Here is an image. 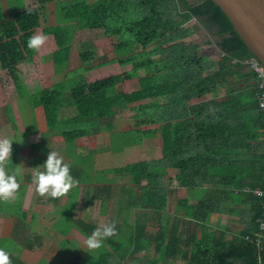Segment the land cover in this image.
Masks as SVG:
<instances>
[{
	"label": "trees",
	"instance_id": "obj_1",
	"mask_svg": "<svg viewBox=\"0 0 264 264\" xmlns=\"http://www.w3.org/2000/svg\"><path fill=\"white\" fill-rule=\"evenodd\" d=\"M49 1L32 0L28 7L21 4L12 17L0 8V58L9 69L19 98L28 89L27 100L33 105V95L39 93L46 129L54 131L58 126L68 147L76 146L82 137L102 132L111 139L136 136L153 140L145 145L150 152L140 146L148 156L118 170L129 182L120 186L121 193L128 197L126 209H134L136 214L134 223H124L132 228L128 243L121 238V224L114 246L109 241L108 248L103 244L101 253L90 263L125 264L130 259L131 264H140L136 256L152 250L157 262L152 264H258V257L259 264H264L259 197L247 192L254 196L257 208L253 228L231 242L212 236L209 243L204 234L206 215L220 211V200L205 197L196 204L197 190L208 184L210 169H223L221 181L241 184L235 185L239 191L244 186L264 190V150L249 160L252 174L247 176L241 166L247 164L248 158L234 159L226 154L249 150L257 138L262 139L264 148V113L256 98L247 102L244 87L252 80L256 83L255 73L244 63L256 57L231 20L209 0H59L54 2L57 24L44 26ZM39 29L53 36L59 48L67 50L82 30H101L110 39L118 36V60L124 66L132 65L133 70L90 82L83 68L68 69L69 59L58 54L53 57L55 72L64 73L62 80H55L57 84L51 89L32 91L25 80L26 65L38 50L29 49L27 41ZM207 31L213 32L216 40ZM78 52L82 63L100 56L99 47L92 41L79 42ZM165 54L171 57L155 59ZM128 79H138L139 90L119 91L118 86ZM226 88L235 96L226 104L220 103L218 92ZM72 107L75 115L62 118L63 109ZM7 109L14 116L13 108ZM127 109L135 111L138 126L114 130L115 113ZM150 121L155 122L153 127L139 126ZM256 129H262V133H256ZM136 144H125L119 150ZM79 159L84 160L83 155ZM78 168L70 169L75 179L82 177ZM158 169L177 170L180 187L186 184V177H196L188 192L189 200L183 203L188 204L184 207L185 218L169 213V191ZM99 173L98 178L110 179L112 171ZM85 175L91 178L92 173ZM149 213L155 217L151 228L145 222ZM192 224L195 227L190 230ZM82 225L84 234L90 236L95 228ZM25 242L30 247L27 239ZM4 250L11 264H24L18 260L19 255L6 247Z\"/></svg>",
	"mask_w": 264,
	"mask_h": 264
},
{
	"label": "crops",
	"instance_id": "obj_2",
	"mask_svg": "<svg viewBox=\"0 0 264 264\" xmlns=\"http://www.w3.org/2000/svg\"><path fill=\"white\" fill-rule=\"evenodd\" d=\"M20 1L21 0H15V3L19 5L18 9L21 7V4H23L25 7L29 6L28 0H23V3H21ZM3 10L5 11V8ZM35 35H39L38 30L36 31ZM57 48L58 45L54 37L52 43L51 41L46 40L45 43L40 47L37 54L34 56L33 61L26 65L25 80L28 85L36 82L38 84L36 85V88L39 86L43 90H48L51 89L55 84H57L56 82H54V80L53 82H51V77H56L55 65L53 60L54 58L51 57L50 59L46 60V57L53 55V52L56 51ZM45 52H47V55L43 56ZM49 69L52 70V73L50 76L51 80L47 84L46 82H43L44 78L47 77H45L44 73L41 71L47 72L49 71ZM0 73L9 75V69L3 66L1 58ZM37 73H41V76L39 74L37 75ZM30 75H34V77H30ZM39 76L43 78V80ZM255 86L256 83L253 82V80L252 82L244 86L245 89H247L245 91L247 93V102H252L255 100ZM6 89H9L10 92L14 91L18 94L13 79L8 88H4L1 85L0 92L3 94H0V100H2L3 102L0 101V105L6 107V111L4 110L2 112L4 115L2 118H0V122H21L23 118H20L17 113V108L19 109L18 100L16 101V104L11 102L7 103L6 100H4V93L6 92ZM234 94L235 93L231 92L228 88L223 89L218 92V101L220 103L226 104L232 100V97L235 96ZM38 100H41L40 94L34 93V104H30V106L33 109L35 107H38L43 111L41 102L39 104L37 103ZM8 106L13 108L14 116L10 114L9 110L7 109ZM255 114L256 113L251 112V115L255 116ZM27 117L29 120V116ZM61 117L72 118V116L69 117L66 113H62ZM28 120H26L27 123L23 120V128L16 129L13 134L11 133V131H9V129L7 130L8 127L6 124L3 125V128L0 127V138L10 137L11 140H13L12 156L11 160L8 161L7 170L9 172L18 170L19 174L17 176V180L20 185L15 199L10 202L0 201V223H5V221H8V218H11L14 222H10L9 224L13 225L11 232L13 235L15 234V231L19 229L18 227L21 228L22 226L36 236H39L40 234H48L52 235V240H56V237H59L60 246L58 248L62 247L66 249L70 247V244L67 243L69 239L68 235H70V237L75 240V231L80 235V237L83 236L87 238V236L84 234L86 233V229H82L80 227H84L82 224L86 223L92 225L94 228L98 227L96 223H88L87 221L88 215L89 213H91V209L88 208L89 200L92 202H95L97 200L101 201L102 208H96V211L98 212L97 214H102L100 215L102 217L107 216L108 213H113V211H115L118 216L120 214L119 207L115 205V203H113L116 202V194L114 192L115 182L110 180L112 179L111 177H109L110 179L98 178L97 174L103 171H99V169L94 168L91 165L90 156H94L95 151H98L97 148L94 149V146H92L91 148H89V152L87 154L84 153L83 149L79 145L80 139L84 140L87 137L90 139L98 138L99 136H104L105 134L102 132L93 136L82 137L78 140L76 146L68 147L66 146V142L63 141L60 128H57L58 126L54 131H48L45 127V120L44 123L42 121L41 125L38 123V116L34 117L33 121L30 123L28 122ZM255 132L262 133V129H256ZM57 138H60L63 141L62 146L55 147V143L58 142ZM260 142H262V139L257 138L255 139V142L252 143H256V145L251 147L249 150L247 149L241 152L226 153L234 159L248 158L247 164H245L244 167L241 166V170L244 171V176H247V174H252V172H250L252 171L250 170L252 169V162H250L249 160H251L253 154L263 152L264 150ZM69 148L75 149L78 152V155H76V157H73L70 156L72 155L70 154L66 158V150ZM50 151H57L63 157V162L70 166V169L74 170L76 167H80L78 169H80L82 172V177L77 179L73 177L79 182L78 185L73 187L67 195L58 199H52L48 196H39L35 191L36 185L32 183V178L35 171L37 170V166L42 165L44 161H46L47 155ZM80 155H83L84 160L79 159ZM39 170L43 171L44 169L42 166H40ZM89 172H91L92 176L95 177H86L85 174ZM210 172H214V176H211ZM224 172L225 171L223 169H210L207 178L208 184L201 186L196 193V204L200 199L205 197H208L209 201L213 199L220 200V211L206 215L207 227H204L203 229L204 234H206V236L208 237L209 242L212 236H215V238H218L224 242H231L240 235H243L248 229L253 228L254 216L256 215L255 213L257 211V208H255L256 204L253 200L254 196L247 193L246 191L247 189H249L248 186H244L242 191H239V189L235 187L236 184H233L227 180L221 181L220 177L223 176L222 174ZM71 175L73 176V174ZM107 187L108 189H106ZM215 188H218L217 190H219L217 193H213V190H215ZM118 192L121 193V188L118 190ZM81 213H84L85 220L78 223ZM7 214L10 216H7ZM62 218L67 220V225L64 227L60 226L59 224V221ZM3 233H5V235H2V238L10 235V233L6 235V233L8 232ZM26 239L27 241L29 240L28 238ZM14 242H16L17 244L19 241L15 238ZM115 242L116 240L113 242L112 246H114ZM105 247L108 248L109 244H107V246ZM26 250L34 252L35 250L33 244L30 243V247L26 246ZM41 260H43V258H39L37 264H40Z\"/></svg>",
	"mask_w": 264,
	"mask_h": 264
},
{
	"label": "rangeland",
	"instance_id": "obj_3",
	"mask_svg": "<svg viewBox=\"0 0 264 264\" xmlns=\"http://www.w3.org/2000/svg\"><path fill=\"white\" fill-rule=\"evenodd\" d=\"M59 1V0H51L47 4V16L46 19L43 21L44 26H52L57 24L56 20V5H54V2ZM29 5L32 4V0H28ZM19 5L15 3V0H0V8H5V12L9 17H12L15 11L18 10ZM58 14V13H57ZM135 18V16H133ZM213 32L207 31L206 34L214 41L216 40L214 34H211ZM39 35H44L42 33V30H38ZM199 36H203L202 34H198ZM46 36V35H44ZM47 41H53V37L51 36H46ZM83 41H92L96 44L97 47H99V53L100 56L95 58L92 61H88L86 63H82L80 57H79V52H78V43L83 42ZM119 42V37L114 36L113 39H110L104 31L101 30H82L79 31L78 34L76 35V41L71 45L70 49L67 50V47L63 48H57L56 51L53 52V55H50L49 57H46L47 59H50L51 57H56L61 55L62 57H67L70 61L68 69H77V68H83L84 73H85V78H88L90 82H94V80L105 78L109 75H114V74H119L127 71L133 70V66H127V65H122L117 57V53L115 51V44ZM51 47V46H50ZM51 54V53H50ZM47 55V52L43 56ZM170 54H165L162 56H158L155 59L159 61L166 60L170 58ZM54 60V59H53ZM42 70V69H41ZM45 77L47 78H41V73L39 74L40 78L43 80V82H46L47 84L50 82H55V80H60L62 76H64V73L56 72V77H51L52 70L49 69V71L44 72ZM142 74V73H141ZM35 75V74H34ZM34 75H30V77H34ZM12 83L11 76L6 75L4 73H0V89L1 85L4 88H8L9 84ZM36 85H38L36 82L28 85L27 87L30 89H33L32 91H37L41 89L39 86L36 88ZM26 87V88H27ZM139 80H124L123 83H121L118 86L119 91H136L139 90ZM36 89V90H35ZM0 94H3L0 92ZM29 94V90L26 89L24 93V97L18 98V94L14 91L10 92L9 89H6V92L4 93V100L6 102H11L16 104V101L18 100L19 104V109L17 108V113L20 118H23L24 122L29 120L28 122H32L34 117L38 116V123L41 125L42 121L44 123L45 120V115L42 109L35 107L34 109L30 106L29 101L27 100ZM3 102L2 100H0ZM41 100H38L37 103L39 104ZM140 104V103H139ZM6 111V107H3L0 105V118L3 117V111ZM64 113H66L69 117L75 115V108H66L63 109ZM62 114V113H61ZM135 111L131 109H127L123 112H117L114 115V125L115 128L114 130L116 131H124V130H129L135 126H138L136 124V118H135ZM27 115V116H26ZM23 120L21 122L17 121L15 122H0V127L3 128V125H7V130L11 131L13 134L16 129H22L24 126ZM27 123V122H26ZM25 123V124H26ZM32 124V123H31ZM155 124L154 121H150L148 123H142L139 126L141 128H150L153 127ZM1 130V129H0ZM11 134V135H12ZM10 138V137H8ZM88 138V137H87ZM85 138L84 140L80 139L79 145L83 149L84 153L89 152V148L94 146V149L97 148L98 151H95L94 156H90L91 160V165L94 168L99 169V171H112L111 174H108L109 177H111L112 181L115 182L114 185V192H115V199L116 202L115 205L119 207L120 214H118L113 211V213H108L107 216H100L102 214H97L98 212L96 211V208H102V203L100 200H97L95 202H92L89 200V209H91V213H89L87 221L88 223H96L97 226H102L104 223H109V222H115V227L116 230L119 231L121 230V227L119 225L122 224V233L124 234L121 238L123 239L124 242L128 243V233L130 230H132L131 227H128L125 225V222L129 223H134L136 220V214H134L135 210L134 209H126V206L128 205L127 203V195L123 193H119L118 190L120 189V186L122 184H128V181H125L122 179V174L118 173V170L121 168H124L126 166H129L133 164V162L137 160H141L148 156L146 152L140 148L145 147L146 144H150L153 140L148 139V140H143L141 137H136V136H131V137H126V138H121V139H111L109 136L105 133L104 136H99L98 138ZM11 139V138H10ZM58 142L55 143V147H59L63 145V141L60 138H57ZM90 141V142H89ZM137 143V146H132V147H126L123 149V151H120L121 146H125V144H134ZM141 143V144H139ZM149 147V146H146ZM146 151L150 152V148H146ZM72 152V153H70ZM72 154V155H70ZM66 158L68 155L76 157L78 155V152L75 149H67L66 150ZM157 172L161 175L162 177V184L166 188H168L169 191V199H168V211L174 216H179V218H185V206L188 204H185L184 206V201L187 203L189 200L188 192H190L192 187L193 182L196 181V177H186L185 181L186 184L182 185L180 187L179 185V180H178V174L179 172L177 170H171V169H158ZM100 174V173H99ZM101 176V174L99 175ZM117 178V180H116ZM120 180V182H119ZM145 183V181H143ZM120 185V186H119ZM184 199V200H181ZM193 199H191L192 201ZM192 204H195V201L191 202ZM109 207V203H108ZM95 208V210H94ZM190 209V208H189ZM134 210V211H133ZM81 216L79 217L78 222H82L85 220L84 213L80 214ZM7 216H10L7 214ZM125 216V218H124ZM148 218V219H146ZM145 218L146 225H148L150 228L151 226H154L155 223V217L149 213V216ZM12 221L11 218H8V221L5 223L1 222L0 223V248L5 249V247L8 249V251H11L12 253L19 255L18 260L23 262L24 264H37L39 258H43L41 260L40 264H91V260L94 259V257L98 256L101 253L102 247L98 250L91 251V252H86L84 251V242L86 240L85 237L81 236L75 231L74 234V239L68 235V241L67 243L70 244V247L64 249L62 247L58 248L60 246V239L59 237H56V240H52V235L48 234H40L39 236L33 235L31 232L26 230L21 226L18 227L19 229L15 231V234L13 235L12 228L13 225L9 224ZM8 223V224H6ZM60 226L64 227L67 225V220L62 218L59 221ZM134 225V224H133ZM7 226V228H6ZM59 227V225H58ZM194 225L190 226V230L194 229ZM8 232L6 233L10 235L6 236L5 238H2V235H5V233L2 232ZM3 233V234H2ZM118 235V234H117ZM15 238L20 242L16 244L14 242ZM28 238L29 242L33 244L34 247V252H30L26 250V242L25 239ZM55 238V237H53ZM59 239V240H58ZM110 239V241H109ZM109 239L104 240L103 244L107 246L109 242H114L117 238L116 236L111 237ZM214 239V238H212ZM211 239V240H212ZM79 240V241H78ZM81 240V241H80ZM109 241V242H108ZM210 243V242H209ZM21 246V247H20ZM36 248V249H35ZM58 248V249H57ZM52 255V256H50ZM137 259H139L140 264H152V262H156V259L153 257V251L151 250L150 252H143L139 255L136 256ZM73 259V262H72ZM72 262V263H71ZM157 263V262H156ZM125 264H131L130 259L126 261ZM135 264V263H132Z\"/></svg>",
	"mask_w": 264,
	"mask_h": 264
},
{
	"label": "clouds",
	"instance_id": "obj_4",
	"mask_svg": "<svg viewBox=\"0 0 264 264\" xmlns=\"http://www.w3.org/2000/svg\"><path fill=\"white\" fill-rule=\"evenodd\" d=\"M47 37L44 35H33L27 41V47L32 50H39L45 43ZM252 67L258 72L264 73V68L259 63L253 64ZM264 86V85H262ZM12 143L8 137L0 138V201L10 202L16 198L19 190L17 171L9 172L8 161L12 156ZM43 167V171L39 167ZM40 166H37L32 183L36 185L35 191L41 196H48L52 199L64 197L69 191L78 185V181L70 174V166L63 162V157L57 151H50L46 161ZM264 195V193H261ZM117 235L115 222L104 223L98 226L88 236L84 242V251L91 252L100 249L106 239ZM260 258L258 257V264ZM0 264H11L8 253L0 248Z\"/></svg>",
	"mask_w": 264,
	"mask_h": 264
},
{
	"label": "water",
	"instance_id": "obj_5",
	"mask_svg": "<svg viewBox=\"0 0 264 264\" xmlns=\"http://www.w3.org/2000/svg\"><path fill=\"white\" fill-rule=\"evenodd\" d=\"M231 20L249 50L264 65V0H209Z\"/></svg>",
	"mask_w": 264,
	"mask_h": 264
},
{
	"label": "built area",
	"instance_id": "obj_6",
	"mask_svg": "<svg viewBox=\"0 0 264 264\" xmlns=\"http://www.w3.org/2000/svg\"><path fill=\"white\" fill-rule=\"evenodd\" d=\"M246 65L249 66V68L255 73V78H256V86H255V98L258 104L259 110L264 113V73L258 72L256 69L252 67L253 64L259 63L262 68H264V65L259 61L258 58H252V59H247L244 61ZM247 192L253 193L255 196L259 197L262 200V216L261 219L258 221L259 226H260V231L261 234L259 236L260 239L264 238V195L261 193H264L263 189H256V190H251L247 189ZM258 244L260 243V240H257Z\"/></svg>",
	"mask_w": 264,
	"mask_h": 264
}]
</instances>
